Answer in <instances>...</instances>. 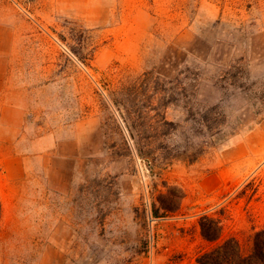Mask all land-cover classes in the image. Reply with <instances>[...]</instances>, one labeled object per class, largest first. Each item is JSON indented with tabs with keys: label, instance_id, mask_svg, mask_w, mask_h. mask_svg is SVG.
<instances>
[{
	"label": "rangeland",
	"instance_id": "obj_1",
	"mask_svg": "<svg viewBox=\"0 0 264 264\" xmlns=\"http://www.w3.org/2000/svg\"><path fill=\"white\" fill-rule=\"evenodd\" d=\"M1 84L0 158L27 170L14 181L0 163V264H199L232 236L253 247L264 0H0ZM121 105L165 114L161 137L205 152L151 167Z\"/></svg>",
	"mask_w": 264,
	"mask_h": 264
},
{
	"label": "trees",
	"instance_id": "obj_2",
	"mask_svg": "<svg viewBox=\"0 0 264 264\" xmlns=\"http://www.w3.org/2000/svg\"><path fill=\"white\" fill-rule=\"evenodd\" d=\"M119 106V112L123 120L129 123L127 128L130 129L131 139L137 155L148 161L151 167L156 166V162L162 158L186 156L190 161H196L203 152L205 147L195 148L193 152L180 153V146L175 144L171 146L166 137H161V130L165 124H172L174 121L166 119L162 114L163 122L160 120L152 121L149 118L147 109H137L136 119L131 116V111ZM125 108V109H124ZM156 108V107H151ZM211 125H209L210 127ZM146 133V134H142ZM176 146V147H175ZM3 214V201L0 195V220ZM200 226L203 237L210 242H217L222 238L224 225L221 220L210 213H205L200 219ZM199 264H264V228L258 230L254 236V245L249 251H246L240 240L235 237H229L224 242L217 244L209 250L204 251L198 257Z\"/></svg>",
	"mask_w": 264,
	"mask_h": 264
},
{
	"label": "crops",
	"instance_id": "obj_3",
	"mask_svg": "<svg viewBox=\"0 0 264 264\" xmlns=\"http://www.w3.org/2000/svg\"><path fill=\"white\" fill-rule=\"evenodd\" d=\"M0 91H3V85H0ZM12 108V106H10ZM9 107V108H10ZM4 164L3 171L5 177L18 181L24 178L27 170V159L23 155L8 154L0 158V163Z\"/></svg>",
	"mask_w": 264,
	"mask_h": 264
}]
</instances>
